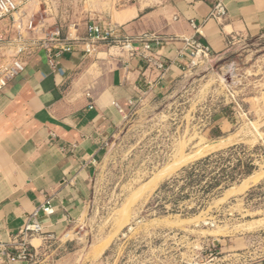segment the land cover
I'll return each instance as SVG.
<instances>
[{
    "label": "crops",
    "instance_id": "crops-1",
    "mask_svg": "<svg viewBox=\"0 0 264 264\" xmlns=\"http://www.w3.org/2000/svg\"><path fill=\"white\" fill-rule=\"evenodd\" d=\"M44 2L49 10V0ZM223 2L227 14L217 20L210 17L214 0H136L124 9H115L109 0H54L59 22H47L42 15L37 25L46 31L59 28L63 36L72 23L84 36L94 22L112 25L125 36L181 38L195 35L194 21L200 26L198 39L215 56L236 37L264 33V0ZM10 25L3 22L5 28ZM12 45L0 44V60L15 54ZM181 46L176 41L156 50L169 63L164 82L186 73L176 62ZM22 58L25 72L0 90V264H99L108 247H89V175L107 153L131 102L159 73L106 47L91 56L82 45L65 52L60 59L63 74L51 69L44 49L31 47ZM47 201L51 215L42 211ZM33 222L42 228L29 241L35 261H10L20 231ZM248 224L258 227L262 222ZM230 242V253L238 256L233 264H264V256L239 253L249 246L246 236ZM95 248L100 252L93 257ZM248 256L251 260L242 261Z\"/></svg>",
    "mask_w": 264,
    "mask_h": 264
},
{
    "label": "rangeland",
    "instance_id": "rangeland-1",
    "mask_svg": "<svg viewBox=\"0 0 264 264\" xmlns=\"http://www.w3.org/2000/svg\"><path fill=\"white\" fill-rule=\"evenodd\" d=\"M53 4L25 9L36 23L42 15L59 22ZM184 72L143 89L91 170L89 247H108L99 264H233L230 240L238 236L250 239L240 254L264 256V33L236 37ZM218 152L230 157L221 167L242 160L255 170L227 188L181 189L183 170ZM166 183L173 188L160 190ZM254 220L261 226H249Z\"/></svg>",
    "mask_w": 264,
    "mask_h": 264
},
{
    "label": "built area",
    "instance_id": "built-area-1",
    "mask_svg": "<svg viewBox=\"0 0 264 264\" xmlns=\"http://www.w3.org/2000/svg\"><path fill=\"white\" fill-rule=\"evenodd\" d=\"M31 1L33 0H0V44H15L12 45L15 48V54L8 60H0V90L25 72L26 64L22 56L29 52L31 47L44 49L49 66L58 74L64 73L60 65L62 55L82 45L87 56L97 52L100 47H106L108 50L116 49L120 55L139 61L145 69L159 73V80L163 78L169 63L167 59L158 56L156 50L169 43L176 41L182 43V46L176 50V62L184 70H190L212 57L211 48L198 39L201 34L200 26L194 21L190 22L195 32V35L191 37L168 38L156 33L125 36L119 34L118 29L112 25L102 26L94 22L87 25L84 36L78 34L79 26L76 23L70 24L71 32L63 36L59 28L46 31L45 27L37 25L34 15L28 16L24 13L25 7ZM109 1L115 9H124L134 4L136 0ZM226 14L223 0H214L210 17L221 20ZM5 21H10V27H3ZM10 33L13 34V38ZM38 34L42 36L37 37ZM42 211L47 215L54 213L50 201L46 202ZM41 231V226L35 222L26 225L14 243V252L9 254V260L34 262L36 253L32 250L29 241L34 234Z\"/></svg>",
    "mask_w": 264,
    "mask_h": 264
},
{
    "label": "trees",
    "instance_id": "trees-1",
    "mask_svg": "<svg viewBox=\"0 0 264 264\" xmlns=\"http://www.w3.org/2000/svg\"><path fill=\"white\" fill-rule=\"evenodd\" d=\"M231 151L232 148L229 149V152ZM223 154V152L211 154L184 169V175L181 179L183 186L181 189L195 185L204 192H209L222 183H225L224 187L227 188L238 179L250 176L255 170V165L252 161L242 160H238L233 166L221 167V162L230 160V157L224 158ZM178 181L179 179H174L172 183L175 185ZM173 184L166 183L160 190L173 188Z\"/></svg>",
    "mask_w": 264,
    "mask_h": 264
},
{
    "label": "bare ground",
    "instance_id": "bare-ground-1",
    "mask_svg": "<svg viewBox=\"0 0 264 264\" xmlns=\"http://www.w3.org/2000/svg\"><path fill=\"white\" fill-rule=\"evenodd\" d=\"M217 145V144H216ZM200 153H201V151H200ZM199 155V154H198ZM194 157V156H193ZM191 158V157H190ZM189 158V159H190ZM185 160V159H184ZM181 162H184L183 160L181 161ZM172 168V167H171ZM171 168H169V169H167V170H165V171H162L158 176H157V178H156V180L160 177V176H162L165 172H167V171H169ZM261 176H263L262 174H259V175H253V177H251V178H249V180H246V182H245V185H247L250 181H253V180H259V178L261 177ZM37 235V234H36ZM34 243V242H33ZM37 245V244H36Z\"/></svg>",
    "mask_w": 264,
    "mask_h": 264
}]
</instances>
